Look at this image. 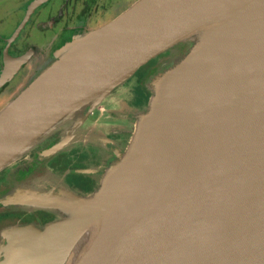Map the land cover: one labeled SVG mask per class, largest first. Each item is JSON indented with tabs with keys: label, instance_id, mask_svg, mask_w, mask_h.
Instances as JSON below:
<instances>
[{
	"label": "water",
	"instance_id": "1",
	"mask_svg": "<svg viewBox=\"0 0 264 264\" xmlns=\"http://www.w3.org/2000/svg\"><path fill=\"white\" fill-rule=\"evenodd\" d=\"M46 1L31 3L5 55ZM189 38L187 55L152 80L124 154L88 198L54 186L0 198L56 217L3 230L0 264H68L91 229L74 264H264V0H139L74 39L0 111V172L62 127L40 160L99 141L105 127L87 124L96 106ZM27 61L17 58L2 82Z\"/></svg>",
	"mask_w": 264,
	"mask_h": 264
},
{
	"label": "flooded vegetation",
	"instance_id": "2",
	"mask_svg": "<svg viewBox=\"0 0 264 264\" xmlns=\"http://www.w3.org/2000/svg\"><path fill=\"white\" fill-rule=\"evenodd\" d=\"M33 1L17 2L14 8L12 7L0 15V84H6L0 88L1 91L15 84L18 77L21 78L18 84H23L28 80L30 82L37 72L48 66L60 47L76 35L103 26L101 22L110 16L111 9L112 12H115L113 10H117V7L121 6L120 3L125 0H47L32 11L24 28L10 44L5 55L6 40L23 21L27 9ZM8 27L11 31H4ZM180 45L177 44L150 60L149 66L138 76L133 85L125 86L141 68L111 91L110 95L123 108L118 111V114L109 112L111 118L115 120L118 116H122L124 111H127L126 118L131 120L146 111L152 96V91L146 87V84L150 82L149 75L153 71L157 72L161 69L163 71L168 68L167 62L170 59L168 55L172 49L175 52L184 48ZM23 56H26L28 61L21 66L12 79L2 82L1 79L11 69V64ZM105 137L97 141L96 146L89 143L87 145L78 143L71 149L40 160L39 154L58 140V136L54 135L52 143H49L51 140L41 143L32 152H28L25 158L16 161L9 166L10 168L0 172V197L19 185L35 187L39 186L35 184L38 183L45 184L47 188H50L52 184H55V179L60 178L63 184L79 195L92 194L98 189L101 176L116 158L114 149L117 147L125 149L130 141V135L107 134ZM36 163H40V165L36 166ZM78 170L85 172L79 173ZM73 174H79L82 177L76 178ZM53 220L54 217L48 213H30L19 207L0 206V224L3 223V226L0 227V243H6L1 231L5 227L33 225L38 229H43ZM2 260L3 258L0 257V261Z\"/></svg>",
	"mask_w": 264,
	"mask_h": 264
},
{
	"label": "rangeland",
	"instance_id": "3",
	"mask_svg": "<svg viewBox=\"0 0 264 264\" xmlns=\"http://www.w3.org/2000/svg\"><path fill=\"white\" fill-rule=\"evenodd\" d=\"M21 1H24V0H0V15H3L5 12H7L8 10H10L12 7L14 8L16 6V3L17 2H21ZM138 1L139 0H125L124 2H121L120 3L121 6L120 7H117V10H113L115 12H112V9H111L110 16L107 19H103V21L101 22L102 23L101 25L104 26V25L108 24L109 22H111L112 20H114L121 13H123L124 11H126L128 8H130L133 4H135ZM0 19H1V17H0ZM8 30H10L9 27L6 28V29H4V31H6V32ZM91 31L92 30L86 31V32H83V33H81L79 35L74 36L70 41L66 42L62 47H60V49L63 48L64 46H66L68 43L73 42L74 39L81 38L82 36L88 34ZM195 40H196L195 38H189V39H187V40L179 43V44H181L180 46H183L184 47L181 50H178V51L173 52L174 49H172L171 50V53L168 55V57H170L169 61L167 62L169 64V67L166 68V69H163V71H162V69L160 71L158 70L159 72L158 71L157 72L153 71V73H151L149 75V77H148V80H150V82H149V84H146V87L150 89L149 85H151L152 80L156 76H158L160 73L164 72L165 70L173 67L178 61H180L183 57H185L187 55L188 51L190 50V48L194 45ZM186 46H188V47H186ZM55 61H56V56L54 55V58L52 60H50V62L48 63V66H46L45 68H43L42 71L37 72V74L33 78L30 79V82L28 80L27 82L24 81L25 83H23V84H18V82L21 80V78L18 77V79H17V81H16L15 84H12L10 87L4 89V91H1L0 90V111L5 106H7L10 102H12L16 98V96L23 89H25L29 84H31V82H33V80L37 76H39L46 68H48ZM149 64L147 63L146 65H144L143 67H141L140 71H138L135 76H133L131 79H129L128 84H125V86L126 87H129V85H133L134 82L137 80L138 76L141 75L144 72V70L149 66ZM156 73H158V74H156ZM155 74H156V76H155ZM108 100H110V99H106L105 102L108 101ZM105 102H103L104 105L103 104L100 105L101 107L96 106V108L93 111V114H90L88 116V118H87V120H88L87 121V124H90V125H92V124H98L99 126L105 127L104 129L98 128V133L100 134V138H101L100 140L106 138L105 136L107 134L130 135V138H131V132H132L133 125L136 123L137 119H139V117H140V115L142 113L136 115L135 118H133V119L130 120V119L126 118V116H127L126 112L127 111L126 112L124 111V113H122V116H118V118H115V120H114L113 118H111V115H110L111 113H109V112H117V114H118L119 113L118 111L122 110L123 108L121 107V105L119 103H117L115 101H114V104H112V103L107 104V102L106 103ZM99 109H105V111L102 112L103 113L102 115H100ZM62 128L59 129V131L54 134V135H57L58 136V140L60 139V136L63 133V129ZM54 135H52V136H54ZM58 140L55 143H57ZM105 140L108 142L107 139H105ZM45 141H43V142H45ZM55 143H53L51 146H53ZM108 143H110V141ZM40 144H38V145H40ZM83 144L84 145H87L88 143H83ZM89 144H91L93 146H96V144L94 142L93 143L92 142L91 143L89 142ZM37 146H35L30 151L32 152ZM126 148L124 149L122 147H117L116 149H114V154H116V158L114 159V161L112 163H114L115 161L118 160V156L119 155L124 154ZM26 155H27V153L24 154V155H22L17 161H20L22 158H25ZM104 173H103V175H104ZM103 175L101 176L100 179H102ZM35 184L40 185L41 187L47 188L45 184L44 185L43 184H38V183H35ZM50 184H52V183H50ZM53 186L56 187V188H58V189H56L57 192H54V194H56L57 196L61 194V191H64L65 193L66 192H69V193H72V194H74L76 196L84 197V198H88L90 196V195H86V196L79 195L77 192H75L74 190L70 189L68 186H66L65 184H63L61 178L60 179H55V184H52V187ZM29 212L30 213H33V212L48 213V214H50V216H53L54 219L56 218L53 213H50V212H47V211H44V210H32V211H29ZM1 226H3V223L0 224V227ZM7 228H9V227H5V228L1 229V231L5 230ZM2 244H3V242L0 243V245H2Z\"/></svg>",
	"mask_w": 264,
	"mask_h": 264
},
{
	"label": "bare ground",
	"instance_id": "4",
	"mask_svg": "<svg viewBox=\"0 0 264 264\" xmlns=\"http://www.w3.org/2000/svg\"><path fill=\"white\" fill-rule=\"evenodd\" d=\"M131 150V149H130ZM130 151L126 154V156L124 157V159H126L127 155L129 156ZM93 235V229L88 230L80 239V241L76 244V246L73 248L70 257L68 260V264H74L75 263V259L77 257V255L79 254L81 248L89 241V239L92 237ZM89 264H94L92 262H90Z\"/></svg>",
	"mask_w": 264,
	"mask_h": 264
},
{
	"label": "trees",
	"instance_id": "5",
	"mask_svg": "<svg viewBox=\"0 0 264 264\" xmlns=\"http://www.w3.org/2000/svg\"><path fill=\"white\" fill-rule=\"evenodd\" d=\"M54 139V136L53 137H50V138H48L44 143H46V142H48V141H50L51 140V142H49V143H52L53 140ZM38 165H40V163H36V166H38ZM10 168V167H9ZM8 169V168H7ZM73 176L74 177H76V178H81L82 177V175H79V174H73ZM40 186V185H39ZM38 186H35V187H25V186H23V185H19V186H16V187H13V189H15V188H37ZM13 189H11L10 191H12ZM3 196H5V194L4 195H2L0 198H2Z\"/></svg>",
	"mask_w": 264,
	"mask_h": 264
},
{
	"label": "crops",
	"instance_id": "6",
	"mask_svg": "<svg viewBox=\"0 0 264 264\" xmlns=\"http://www.w3.org/2000/svg\"><path fill=\"white\" fill-rule=\"evenodd\" d=\"M110 99H111V101H112V102H114V101H115L114 97H113V96H111V95H110ZM115 102H116V101H115ZM91 132H92V128L89 130V133H87V134H90Z\"/></svg>",
	"mask_w": 264,
	"mask_h": 264
}]
</instances>
